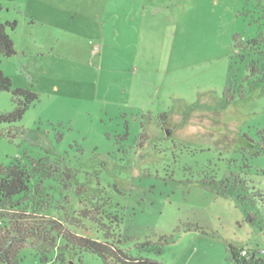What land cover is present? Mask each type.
Listing matches in <instances>:
<instances>
[{"label": "rangeland", "instance_id": "obj_1", "mask_svg": "<svg viewBox=\"0 0 264 264\" xmlns=\"http://www.w3.org/2000/svg\"><path fill=\"white\" fill-rule=\"evenodd\" d=\"M6 23L0 69L38 101L0 124L1 166L51 168L52 212L106 202L125 249L170 238L164 264L264 262V0H0Z\"/></svg>", "mask_w": 264, "mask_h": 264}, {"label": "trees", "instance_id": "obj_2", "mask_svg": "<svg viewBox=\"0 0 264 264\" xmlns=\"http://www.w3.org/2000/svg\"><path fill=\"white\" fill-rule=\"evenodd\" d=\"M9 25L14 27L15 23L0 24V55L4 57L15 54L14 44L6 32ZM0 91L9 92L14 104L11 112L0 113V124L20 121L28 107L38 101L37 94L29 89L13 88L11 79L1 69ZM41 170L25 168L19 163L7 167L0 165V264H18L20 252L28 245L36 250L41 263H48L47 254L57 248L53 264H64L66 252H88L103 264H164L147 257V254H159L162 244L171 239L161 237L156 244L144 241L134 249L123 248L121 219L100 199L90 207L84 205L75 209L73 214L62 205L52 212L51 198L44 192L45 180L52 170ZM77 191L80 194L81 188ZM87 225L93 227L92 237L76 232H88ZM60 239L64 244L58 247ZM241 252L231 250L236 263L264 264L248 252L247 256H242Z\"/></svg>", "mask_w": 264, "mask_h": 264}, {"label": "built area", "instance_id": "obj_3", "mask_svg": "<svg viewBox=\"0 0 264 264\" xmlns=\"http://www.w3.org/2000/svg\"><path fill=\"white\" fill-rule=\"evenodd\" d=\"M241 255H242V256H247V251H246V250H243V251L241 252Z\"/></svg>", "mask_w": 264, "mask_h": 264}, {"label": "water", "instance_id": "obj_4", "mask_svg": "<svg viewBox=\"0 0 264 264\" xmlns=\"http://www.w3.org/2000/svg\"><path fill=\"white\" fill-rule=\"evenodd\" d=\"M171 132H172V130H171V129H168V130H166V134H167V135H170V134H171Z\"/></svg>", "mask_w": 264, "mask_h": 264}]
</instances>
